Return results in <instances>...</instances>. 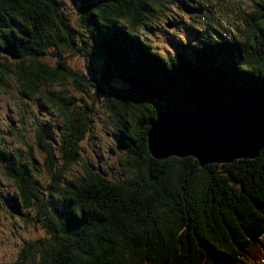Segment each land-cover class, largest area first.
Wrapping results in <instances>:
<instances>
[{
  "label": "trees",
  "instance_id": "1",
  "mask_svg": "<svg viewBox=\"0 0 264 264\" xmlns=\"http://www.w3.org/2000/svg\"><path fill=\"white\" fill-rule=\"evenodd\" d=\"M75 2L83 30L77 37L60 0H0V91L13 96L12 79L23 98L38 99L59 119L56 147L45 126L33 127L50 175L45 185L35 175L33 151L11 152L0 138V167L17 191L8 202L44 234L25 242L15 264H264V148L253 159L202 166L193 157L157 160L147 143L167 110L230 108L264 93V0L231 29L232 0ZM170 11L172 24L179 15L194 16L189 38L170 41L172 53L138 31H164L156 15ZM68 53L99 61L92 78L68 67ZM94 89L127 150L119 181L92 163L70 179L61 167L81 157L77 143L89 129L87 91ZM26 108L17 107L22 131Z\"/></svg>",
  "mask_w": 264,
  "mask_h": 264
},
{
  "label": "rangeland",
  "instance_id": "2",
  "mask_svg": "<svg viewBox=\"0 0 264 264\" xmlns=\"http://www.w3.org/2000/svg\"><path fill=\"white\" fill-rule=\"evenodd\" d=\"M60 1V7L65 16H67L69 24L73 27L75 34L79 31H83L76 15L77 3L75 0ZM255 1L256 0H232V2H229L228 7L233 13L229 11V17L226 18V25L230 29L234 28L237 16H240L243 12H250ZM167 15H173V13L170 11L168 14L156 15L159 16V22H165L164 31L161 32L160 30V33L148 32L146 28L139 29L138 31H144L145 36L148 35V40L157 50L172 53L174 49L170 41L176 36L177 40L178 38L183 40L189 38L186 28H189L194 23V16L190 17L188 14L179 15L177 17L180 20L178 22L179 24H172L166 18ZM214 21L219 25L215 18ZM153 24V21L149 23L151 26H154ZM219 26L220 30L221 28L224 29L223 25ZM200 27L201 29L204 28L202 25H200ZM77 43L80 45L78 40ZM66 55L67 58L70 57V59L67 60V64L71 70L77 71L78 73L82 72V74H86V76L90 78H92V69L100 65L99 61L95 58H85L79 55L76 56L72 53ZM50 59L54 58L50 56L43 57L44 62L47 61V64L55 67L56 63L49 62ZM8 84L12 88L13 96L0 91V138L7 139L6 147L10 148L11 152L15 151V148H17L25 154L28 147L33 151L37 159V172L35 175L40 183L45 185L46 181H50V175L45 165V155L36 147L33 127L35 125L45 126V134L48 141L56 147L54 142H56L58 139L57 135H59V130L56 127L59 123V119L54 113V110L50 108L45 109L38 99L26 100L23 98L19 94V86L16 81L9 79ZM96 92L95 89L87 91V93L90 94L89 99L91 100V102L88 100L89 104H93L92 112L88 115L90 125L85 133L84 139L77 143L78 152L81 155L79 161L69 169L61 166L65 174V179L73 178L82 173L84 171V162L92 163L98 170L103 171L109 178L115 181L121 180L123 176V160L126 158L127 150L118 144L119 139L117 132L112 128L110 116L107 114L108 110L105 104L97 103L96 99L93 97L96 95ZM74 94L76 95L77 92ZM84 95L83 98L86 99ZM26 104H28L31 113L27 115V122L22 131L21 128H16L19 124L17 107L28 110ZM11 125L17 129H15V133H12ZM18 132L23 134L25 143L16 141V139L19 138ZM57 159L60 163L61 157L57 155ZM60 184L62 185L61 180ZM15 196H17L16 185L3 174L0 167V264H15L26 241L34 242L44 236L39 226L29 224L17 215L15 211L16 203H12V201L8 202L14 200L16 198ZM30 216L32 215L30 214ZM25 264L29 263L26 262Z\"/></svg>",
  "mask_w": 264,
  "mask_h": 264
},
{
  "label": "water",
  "instance_id": "3",
  "mask_svg": "<svg viewBox=\"0 0 264 264\" xmlns=\"http://www.w3.org/2000/svg\"><path fill=\"white\" fill-rule=\"evenodd\" d=\"M147 143L157 160L193 157L206 166L253 159L264 148V93L230 108L210 103L167 110L152 124Z\"/></svg>",
  "mask_w": 264,
  "mask_h": 264
}]
</instances>
